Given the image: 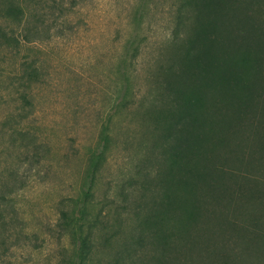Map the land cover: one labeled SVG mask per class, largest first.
<instances>
[{"label": "trees", "instance_id": "obj_1", "mask_svg": "<svg viewBox=\"0 0 264 264\" xmlns=\"http://www.w3.org/2000/svg\"><path fill=\"white\" fill-rule=\"evenodd\" d=\"M80 2L0 0V50L51 39ZM169 19L150 53L130 42L124 56L127 123L103 126L78 201L60 212L78 244L67 264H264V0H172ZM15 75L18 104L0 118L17 151L0 173L2 245L21 167L49 154L32 129L37 60L20 58ZM115 153L125 172L96 200Z\"/></svg>", "mask_w": 264, "mask_h": 264}, {"label": "rangeland", "instance_id": "obj_2", "mask_svg": "<svg viewBox=\"0 0 264 264\" xmlns=\"http://www.w3.org/2000/svg\"><path fill=\"white\" fill-rule=\"evenodd\" d=\"M171 3L81 0L67 18V28L58 22L62 31L54 29L51 39L28 44L17 54L0 50V118L18 104L15 74L20 58L37 60L40 80L32 90V129L49 146L41 166L20 169L25 185L14 194L13 211L6 215L5 234L11 237L5 245L0 237V264H67L75 256L77 239L70 232L60 233V212L78 201L87 158L103 126L116 128L120 135L127 123L118 105L127 88L122 72L130 42H141L140 51L150 53L154 41L167 38ZM15 29L19 34L21 29ZM16 153L8 136L0 137V173ZM118 155L109 159L96 184V200L106 190L111 194L109 179L125 172Z\"/></svg>", "mask_w": 264, "mask_h": 264}]
</instances>
